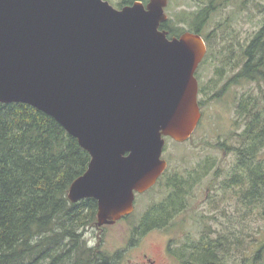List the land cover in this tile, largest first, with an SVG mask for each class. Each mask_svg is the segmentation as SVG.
Masks as SVG:
<instances>
[{"label": "water", "instance_id": "1", "mask_svg": "<svg viewBox=\"0 0 264 264\" xmlns=\"http://www.w3.org/2000/svg\"><path fill=\"white\" fill-rule=\"evenodd\" d=\"M168 0H0V102L54 117L91 155L69 199L98 202L97 226L133 213L166 171V138L201 119L199 33L161 30Z\"/></svg>", "mask_w": 264, "mask_h": 264}, {"label": "rangeland", "instance_id": "2", "mask_svg": "<svg viewBox=\"0 0 264 264\" xmlns=\"http://www.w3.org/2000/svg\"><path fill=\"white\" fill-rule=\"evenodd\" d=\"M166 7L175 28L199 29L208 40L200 69L207 90L204 117L187 141L166 138V175L136 194L133 213L113 224L89 227L84 239L115 255L114 264H146V254L154 264H187L189 253L206 240L222 243L221 257L232 263L264 244V196L250 202L249 173L240 176L238 167L242 135L252 115L258 110L264 120L260 82L239 77L247 60L244 51L264 26V0H168ZM253 98L258 107L252 113ZM246 103L247 111L239 114L240 104ZM255 162L264 166V145ZM175 190L184 198L181 211L139 235L148 210L166 203Z\"/></svg>", "mask_w": 264, "mask_h": 264}, {"label": "trees", "instance_id": "3", "mask_svg": "<svg viewBox=\"0 0 264 264\" xmlns=\"http://www.w3.org/2000/svg\"><path fill=\"white\" fill-rule=\"evenodd\" d=\"M247 56L242 77L259 81L262 91L264 26L247 48ZM257 103L256 98L251 99L252 113ZM242 136L238 167L240 176L249 173L248 198L252 202L264 196V166L255 162L264 145L260 111L254 112ZM90 161V153L51 115L27 103L0 102V264H114L115 255L101 244L91 246L84 239L88 228L97 226V200L74 203L68 195ZM173 184L179 185L178 180ZM183 202L182 194L175 190L166 203L151 207L138 234L167 224L181 211ZM221 246L220 242L206 240L189 253L191 260L185 261L264 264V244L232 263L231 258L221 257Z\"/></svg>", "mask_w": 264, "mask_h": 264}, {"label": "flooded vegetation", "instance_id": "4", "mask_svg": "<svg viewBox=\"0 0 264 264\" xmlns=\"http://www.w3.org/2000/svg\"><path fill=\"white\" fill-rule=\"evenodd\" d=\"M111 3V0H107ZM136 1H141L143 2L144 4H148L149 1L148 0H122V2H120L119 4L117 5H114L112 4L115 8L117 9H122L124 8L125 6H128V5H132L134 4ZM167 7L165 6L164 8V11H165V16L167 15V20L165 18L164 22H162L161 24V30L163 31H167L168 32V36L170 38H173V37H177V36H180L182 33L186 32V31H193V32H196L194 30H188L186 28H182V29H177L173 26L172 22H173V19L170 18L169 14L167 13ZM198 33V32H196ZM199 34H201V31H199ZM202 35V34H201ZM205 42H206V45H207V52L203 58V60L201 61V63L199 64L198 68H197V71H196V77L198 79V82H199V90H198V103H199V106H200V111H201V119L199 121V124L201 123V120L203 119L204 117V98L205 96L207 95V90H205V87L203 86L202 84V75L200 73V69L202 68L203 64L205 63V60H206V57H207V54H208V40L206 37H204V35H202ZM250 45V44H249ZM249 45L246 47L245 51H244V54L247 58L246 62L248 61V56H247V48L249 47ZM245 62V64H246ZM245 64H243V69L241 70V72L239 73V77H242V74H244V69H245ZM242 78H246V79H249L248 77H245V75L242 77ZM247 108H248V104L246 103L245 105H241L240 104V107L238 109L239 111V114L242 113L240 112V110H245L247 111ZM198 124V125H199ZM198 127V126H197ZM247 130V129H246ZM145 263L146 264H154V261L149 258L146 254V259H145Z\"/></svg>", "mask_w": 264, "mask_h": 264}]
</instances>
